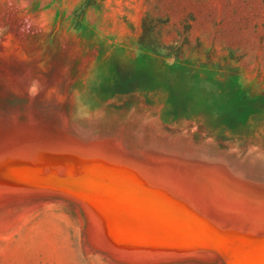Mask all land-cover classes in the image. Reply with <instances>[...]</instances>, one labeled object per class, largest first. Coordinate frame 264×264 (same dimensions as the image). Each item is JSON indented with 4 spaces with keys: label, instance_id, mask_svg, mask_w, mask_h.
I'll return each mask as SVG.
<instances>
[{
    "label": "rangeland",
    "instance_id": "obj_1",
    "mask_svg": "<svg viewBox=\"0 0 264 264\" xmlns=\"http://www.w3.org/2000/svg\"><path fill=\"white\" fill-rule=\"evenodd\" d=\"M213 164L264 198V0H0V264H264Z\"/></svg>",
    "mask_w": 264,
    "mask_h": 264
},
{
    "label": "bare ground",
    "instance_id": "obj_2",
    "mask_svg": "<svg viewBox=\"0 0 264 264\" xmlns=\"http://www.w3.org/2000/svg\"><path fill=\"white\" fill-rule=\"evenodd\" d=\"M119 146V145H118ZM153 152H150V155ZM156 154V153H155ZM153 155V154H152ZM159 156V155H158ZM156 160V158H154ZM166 159V158H165ZM161 160V159H160ZM169 160V159H168ZM178 162V161H177ZM176 162V163H177ZM190 162V161H188ZM193 162V161H192ZM175 163V162H174ZM191 164V163H190ZM195 164V163H194ZM198 165V163H196ZM98 165V164H97ZM147 165V164H146ZM193 165V164H192ZM191 165V166H192ZM202 165V164H199ZM107 166V165H106ZM112 167V166H111ZM110 167V168H111ZM158 167V166H157ZM169 167V166H168ZM194 167V166H193ZM202 167V166H199ZM209 167V166H208ZM176 168V167H175ZM118 169V168H117ZM127 169V168H125ZM159 169V168H158ZM173 170V169H172ZM176 170V169H174ZM196 170V169H195ZM199 170V169H198ZM200 171V170H199ZM207 172V171H206ZM211 175H212V181L215 183L214 185H216L215 187L216 190L214 191L216 194L214 196L220 198L222 201H220V203H228L229 207L231 209H234L235 211H240L243 212L245 210L246 207L249 208V210L251 209L250 207L253 206L255 208V210H252L254 212H252V214L257 217L258 219H260V221L264 222V198H256L254 197V195L248 191H253L252 187L249 186L248 183H246L245 180L235 177L233 176L225 167L223 166H217V165H212L209 167V171H208ZM176 173V171H175ZM103 174V173H102ZM135 174V173H134ZM131 175V174H130ZM128 176V175H127ZM159 178V177H158ZM141 179V178H140ZM150 185V184H149ZM182 190V189H181ZM180 190V191H181ZM257 192H261L259 191H254V193ZM186 193V192H185ZM230 197H234L237 199L236 202H231L230 201ZM198 198V197H197ZM233 198V199H234ZM214 199V198H212ZM260 199V202L257 204L256 202H254L253 200H257ZM235 201V199H234ZM239 201V203H238ZM217 203V202H216ZM219 203V202H218ZM219 203V204H220ZM224 203V204H225ZM92 205V204H91ZM223 205V204H222ZM221 205V206H222ZM216 206V205H215ZM224 206V205H223ZM226 206V207H228ZM218 207V206H217ZM100 208V207H99ZM247 209V208H246ZM250 210V211H251ZM129 211V210H128ZM130 212V211H129ZM246 212V211H245ZM248 212V211H247ZM134 213H131V215H133ZM141 215V213L139 214ZM118 220V219H117ZM136 220V219H134ZM146 220V219H145ZM153 222V221H152ZM147 224V223H146ZM152 226V225H151ZM162 231V230H161ZM164 231V230H163Z\"/></svg>",
    "mask_w": 264,
    "mask_h": 264
}]
</instances>
